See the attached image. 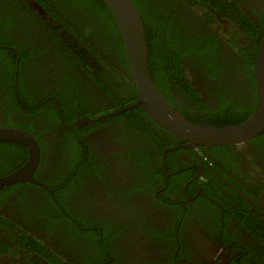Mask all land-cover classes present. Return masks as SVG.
I'll return each mask as SVG.
<instances>
[{
    "label": "flooded vegetation",
    "instance_id": "obj_1",
    "mask_svg": "<svg viewBox=\"0 0 264 264\" xmlns=\"http://www.w3.org/2000/svg\"><path fill=\"white\" fill-rule=\"evenodd\" d=\"M76 1L0 0V129L40 150L34 182L0 188V264H264V131L212 147L164 131L128 103L112 16L66 17ZM132 1L164 100L195 124L248 119L264 0ZM27 156L0 141V178Z\"/></svg>",
    "mask_w": 264,
    "mask_h": 264
},
{
    "label": "water",
    "instance_id": "obj_2",
    "mask_svg": "<svg viewBox=\"0 0 264 264\" xmlns=\"http://www.w3.org/2000/svg\"><path fill=\"white\" fill-rule=\"evenodd\" d=\"M114 19L119 30L125 60L136 92L132 107L141 108L146 115L168 133L185 141L189 146L239 145L264 131V36L255 59L256 104L253 113L244 122L222 128L195 124L173 108L159 93L152 81L148 65V42L141 16L132 0H100ZM128 109V107H126ZM122 111H124L122 109ZM114 111L100 119L117 114ZM85 124L93 120L84 118ZM22 142L28 149L25 164L15 173L0 178V188L25 180H33L40 160L37 141L30 134L16 129H0V141Z\"/></svg>",
    "mask_w": 264,
    "mask_h": 264
},
{
    "label": "trees",
    "instance_id": "obj_3",
    "mask_svg": "<svg viewBox=\"0 0 264 264\" xmlns=\"http://www.w3.org/2000/svg\"><path fill=\"white\" fill-rule=\"evenodd\" d=\"M220 2H222V0ZM217 7H220V5H217ZM71 9L64 13L66 17L71 15V14H76L78 16V18H80V17H82L84 15H87V16H89L91 18H95V17L99 16V14L101 12H103L105 8H104V5L102 4V2L100 0H92L91 3H88V2L86 3V2H84V0L83 1L82 0H77L76 2L72 3V8ZM105 15L108 17V14H105ZM240 21H241V19L239 20V22ZM145 30L148 32V33H146V36H147V39L149 41V34L150 33H149V27H148L147 23L145 25ZM148 51H149V64H150V61L153 59L151 57V54L153 55V49L151 48V46H149ZM122 52H123V49H122ZM165 53H166V55L164 57L162 56V59H163L162 61H166L167 62L166 63V66H167L166 70H168V73L173 75V77L176 79V81H181V83H182L184 88L186 87L185 84L190 86V83H189L188 80H186L185 75L183 74V72H178L179 65L176 63V60H174L172 56H168L167 55V51ZM123 57L125 58V56H122V58ZM152 62H153V60H152ZM153 69H154L153 66L149 65V70H150V74H151L152 80H153L154 84L156 85L154 74H153ZM126 70H127V68H126ZM158 81H162V79H159ZM163 81L167 82L166 78H164ZM131 90H132V88H131ZM132 92H133V95L128 100L129 104H132L136 100L135 89L134 88H133ZM116 104L123 105L122 108L127 106V105H129V104L125 105V103L123 101L122 102H117ZM112 109H114V108H112ZM127 113L128 112H124L123 115L127 114ZM143 113L145 114L144 111H143ZM145 116H146V114H145ZM64 120H66L65 117H64ZM140 122L143 123V121H140ZM85 233H87V232H85ZM104 234H106V231H104ZM104 240L109 241L110 239H109V237H104ZM97 254H98V256H97L98 260H102V261L106 260V257L104 255H102L100 250L97 251Z\"/></svg>",
    "mask_w": 264,
    "mask_h": 264
},
{
    "label": "clouds",
    "instance_id": "obj_4",
    "mask_svg": "<svg viewBox=\"0 0 264 264\" xmlns=\"http://www.w3.org/2000/svg\"><path fill=\"white\" fill-rule=\"evenodd\" d=\"M141 19H142V17H141ZM143 23V22H142ZM143 26H144V23H143ZM146 38H147V36H146ZM147 42H148V39H147ZM148 65H149V51H148ZM127 73L129 74L130 73V71L127 69ZM130 77H131V74H130ZM131 79V78H130ZM131 81V88H132V90H133V88H134V86H133V82H132V79L130 80ZM153 81V80H152ZM153 84H154V82H153ZM126 95L128 96V94H127V92H126ZM135 96H136V92H135ZM137 99V98H136ZM136 102V100L133 102V103H135ZM132 103V104H133ZM125 107H128V105L127 106H125ZM124 108V107H123ZM165 131V130H164ZM167 132V131H166Z\"/></svg>",
    "mask_w": 264,
    "mask_h": 264
}]
</instances>
